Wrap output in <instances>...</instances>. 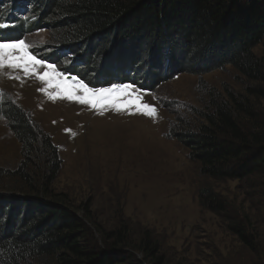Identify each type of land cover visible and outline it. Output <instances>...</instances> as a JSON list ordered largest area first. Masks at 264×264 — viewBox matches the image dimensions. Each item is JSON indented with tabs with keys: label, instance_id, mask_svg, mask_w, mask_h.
Returning a JSON list of instances; mask_svg holds the SVG:
<instances>
[{
	"label": "trees",
	"instance_id": "16d2710c",
	"mask_svg": "<svg viewBox=\"0 0 264 264\" xmlns=\"http://www.w3.org/2000/svg\"><path fill=\"white\" fill-rule=\"evenodd\" d=\"M20 2L30 4L35 16L27 27H38L42 17L51 32L52 50L47 46L48 53L38 57L57 61L69 55L70 67L79 60L84 66L73 74L93 87L100 85L94 78L109 74L100 66L105 58L120 74L149 76L157 84L179 73L202 75L229 65L253 83L245 88L247 95L264 101V55L254 52L264 40V0H0V12L22 8ZM18 20L22 27L23 19ZM122 78L109 76L106 85ZM242 100L210 94L193 110L196 124L185 129L178 123L169 130L201 175L264 181V121L247 97ZM0 110L23 152L16 172L0 169V177L14 175L20 182L0 192V264H165L149 231L138 240L124 224L106 231L86 206L80 213L54 194L50 184L61 160L50 137L15 103L4 100ZM35 158L39 171H28ZM257 185L264 188L263 182ZM199 197L226 221L243 249L255 257L264 254V238L251 214L232 208L207 186Z\"/></svg>",
	"mask_w": 264,
	"mask_h": 264
},
{
	"label": "rangeland",
	"instance_id": "374dc122",
	"mask_svg": "<svg viewBox=\"0 0 264 264\" xmlns=\"http://www.w3.org/2000/svg\"><path fill=\"white\" fill-rule=\"evenodd\" d=\"M42 19L38 18V27L9 36L24 40L27 53L31 55L30 49L36 59L48 53L44 48L52 50L54 46ZM254 52L264 55V40ZM69 58L43 60L53 64L57 73H65L66 68L75 72L84 66L79 62L81 65L72 63L70 67L73 59ZM101 62L109 74L92 80L101 87H93L83 78L84 83L93 90L110 88L108 77L122 76V84L137 86L131 96L118 89L105 94L106 100L94 98L98 99L96 106L81 104L67 98L69 86L80 82L76 77L73 80L65 75L67 82L57 87L55 75L44 65L27 74L7 63L0 67V106L8 100L28 111L33 123L57 148L61 168L50 184L52 192L80 213L86 206L92 219L106 231L124 224L135 240L149 231L165 264H264V254L255 257L243 249L227 231L226 221L202 206L199 197L201 188H211L232 208L251 214L264 238V188L257 185L264 184L262 178L237 182L205 177L188 150L168 135L178 123L185 129L196 124L199 118L193 110L201 109L210 94L224 99L232 95L241 101L247 97L248 105H255L264 121V101L248 96L245 90L253 83L229 65L202 75L179 73L157 84L147 75L120 74L108 58ZM45 71L51 74V86L39 79ZM145 104L153 110L151 114ZM22 153L21 143L0 110V169L6 174L16 172L23 162ZM38 164L35 158L26 168L39 171ZM18 180L14 175L1 176L0 192L12 191L19 186Z\"/></svg>",
	"mask_w": 264,
	"mask_h": 264
},
{
	"label": "snow or ice",
	"instance_id": "6c2138e0",
	"mask_svg": "<svg viewBox=\"0 0 264 264\" xmlns=\"http://www.w3.org/2000/svg\"><path fill=\"white\" fill-rule=\"evenodd\" d=\"M8 26L9 25L7 24L0 23V29ZM5 63H7L9 67L23 68L26 74L29 72H34L37 65H44V67L47 69L52 70V74L55 75L57 87H59L61 83L67 82L65 79V73L55 72L53 64H45L43 59H36L35 56L29 55L26 51L25 42L22 39L17 40L13 37H0V67H3ZM68 78L74 80V77ZM39 79L49 84V86H51L53 83L49 71H45L43 75L39 76ZM136 87L137 86L134 83H124L120 85L112 84L110 88H100L93 90L81 80L79 83L74 82L71 86H69L67 90V98L69 100H78L81 104H93V106H96L98 103V99H94L96 97L106 100L107 96L105 94L110 95L118 89L122 90L125 96H131V90H135ZM40 91H46V89H40ZM137 99L139 98L137 97ZM143 107L145 109H149L148 114H151V111H153L147 104L143 105Z\"/></svg>",
	"mask_w": 264,
	"mask_h": 264
}]
</instances>
